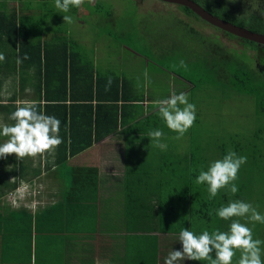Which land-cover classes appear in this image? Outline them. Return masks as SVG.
<instances>
[{
    "label": "crops",
    "instance_id": "0c3cea01",
    "mask_svg": "<svg viewBox=\"0 0 264 264\" xmlns=\"http://www.w3.org/2000/svg\"><path fill=\"white\" fill-rule=\"evenodd\" d=\"M9 4L0 0V7L22 14L15 8L17 3L11 6ZM154 50L158 52L159 48ZM168 50L160 52L162 55L171 54L172 49ZM4 57L0 63L11 68L12 59L6 55ZM137 57L142 58L143 63L135 71H130L131 64L127 60L118 72L99 71L94 61L83 57L85 62L91 63L93 76H104L100 82L99 94L106 98L113 97L118 85L120 92L114 104L117 105L119 124L114 132L102 140L91 143L81 153L69 157L63 163L65 170L60 169V165L51 166L50 169L47 167L52 164V159L58 153L57 149L38 155L36 164L34 157H30L32 163L27 165L29 167L26 171L35 169L39 176L32 180L27 178L24 182L42 179L38 188H31L32 195L36 196L34 200L37 208L21 204L17 210L21 213L13 214L16 211L9 207L15 204L17 207L21 201L16 200L13 204L9 200V194L14 192L12 190L7 193L5 200L8 207L2 203L3 209H0V240L2 239L7 248H22L15 257L22 254L25 245L33 264H96L97 260L101 264H164V259L171 250L181 249L182 246L177 243L179 235L174 231L177 219L166 223L159 222L160 217L146 218L144 212L151 211L153 207L167 212H178L180 207H184L182 211L185 210V203H180L181 197H178V186L173 185V182L179 180L180 166L192 164L193 158L199 161L204 159L206 140L196 141L193 133L196 130L192 126L182 137L177 138L178 134L171 131L160 116L156 101L168 98L173 91L177 94L191 92L195 89V83L180 73L176 66H170V63ZM145 70L147 77L144 75ZM3 78L1 101L7 100L14 92L19 93L20 85L19 75L14 77V82H9V76ZM28 85L29 83L25 91L27 97L22 100L17 95L16 106L32 102L30 100H33L34 94ZM78 95L76 94L77 97ZM94 96L93 94L92 97ZM92 105H95V101H92ZM86 109L76 108L75 115L79 120L87 117ZM102 110L100 108L98 118L104 124L108 113L104 112L103 115ZM103 124L100 131L104 129ZM152 130H162L164 135L161 142L167 145L166 149L155 146V142L148 135ZM77 133L84 134L81 130ZM13 160L11 158L8 163L9 172L4 174V180L8 179L9 182L21 180L17 177L19 173L14 172L16 163ZM77 168L92 170L90 180L88 178L77 181L79 185H85V188L80 186L79 191L77 188L69 189L70 181L65 178L66 175L70 178V169ZM6 169L8 168L5 167ZM184 169L186 172H183ZM181 170L182 179L192 178L189 168ZM0 176L2 177L1 174ZM18 185L19 192L22 185ZM15 195L17 199L18 194ZM128 211H136L140 214L139 219L129 218ZM154 213L158 216L160 212L153 211ZM128 224L131 227L153 224L167 232L128 233ZM26 228L31 231L30 235L22 236V229ZM9 264L13 262L10 261ZM177 264H190V261H179Z\"/></svg>",
    "mask_w": 264,
    "mask_h": 264
},
{
    "label": "rangeland",
    "instance_id": "374dc122",
    "mask_svg": "<svg viewBox=\"0 0 264 264\" xmlns=\"http://www.w3.org/2000/svg\"><path fill=\"white\" fill-rule=\"evenodd\" d=\"M3 1L9 2V6L17 3L18 6L15 8L22 14L33 16L35 22L41 19L45 37L52 36L56 31L65 33L77 43L76 51L84 59L94 61L99 71L118 72L127 60L129 61L127 63L131 64L130 71H135V68L143 63L142 58L137 56L148 57L151 61L154 58L153 61L176 66L180 73L198 85L188 92L189 102L196 107V119L192 125L196 130L193 132L194 139L206 140L207 147H213L211 162L221 159L224 156H221V153L227 154L229 149L239 156L247 157V162L241 166L238 174L242 175V167L251 168L254 179L251 178L252 185L248 197L244 196L243 199L242 195L241 199L237 200L251 203L257 211L264 213V165L259 163L258 169L253 161L259 153L264 154V139H258L259 130L264 131V117L260 114L255 99L232 90L229 80L220 73L223 72V75L229 79H232V76L242 79L247 73L259 75L261 80H257L256 84L262 81L260 84L264 87V74L257 72L254 61L248 56V54L252 56L251 50L244 51L239 41L235 39L233 41V38H223L218 29L201 19L198 18L205 25L194 21L192 17H187L180 12L177 5L172 6L173 4L158 0H84L81 7H71L67 13L57 9L54 0ZM253 2L240 1L247 3L248 8L249 3H252L251 9L257 11ZM74 9L76 11H73ZM246 13L240 9L237 15L242 16ZM64 15L71 16L73 22H64ZM195 30L198 32H193ZM213 45L221 50L222 55L225 53L232 59L227 61L224 57L217 56L219 54H214L211 51ZM155 48H159L158 52H155ZM168 49H172L171 54H161L160 50ZM235 60L242 61L246 66L243 67L238 62L234 63ZM6 122L0 117V123ZM28 160L32 162V159ZM34 160L36 164L37 156ZM30 161L25 162L29 164ZM50 166L51 164H48L47 167ZM60 166V169H66L65 165ZM0 174L2 175L0 180L3 181L4 173ZM65 178L70 181L67 175ZM3 183L0 192L5 191L9 185L5 181ZM29 183L33 184L32 187L38 188L42 179ZM163 192L165 195L166 191ZM6 197L7 195L1 198L0 204L3 203L8 207L5 203ZM34 199L36 198L33 195H28L18 203L17 207H15L17 204L10 200L15 205L9 208L16 211L15 215H19L17 210L20 209L21 204L33 209L37 208ZM237 219L247 223L253 231H257L256 239L264 241V224L249 222L247 218ZM28 228L22 229V236L30 235L31 231ZM177 243L181 246L179 242ZM212 255L215 258L214 252ZM239 256L240 252L237 251L232 264H237ZM262 259H264L263 255ZM7 260L5 264L11 261V259ZM194 262V264H210L209 261Z\"/></svg>",
    "mask_w": 264,
    "mask_h": 264
},
{
    "label": "trees",
    "instance_id": "16d2710c",
    "mask_svg": "<svg viewBox=\"0 0 264 264\" xmlns=\"http://www.w3.org/2000/svg\"><path fill=\"white\" fill-rule=\"evenodd\" d=\"M193 1L199 3L214 16L229 21L237 26H248L251 31L264 34V18L261 16L247 12L240 18H237L235 17V12L232 11L231 7H229V4L225 0ZM178 8L184 14H192L189 9L185 7L178 6ZM108 16L110 15L108 14ZM42 24L41 19L40 21L35 22L34 17L31 15L18 14L16 11H8L5 7H0V53L4 56H8L13 61V66L11 68L3 66L0 63V90L2 88V82L4 81L3 76H9L12 82H14V77L19 75L20 80L19 93L14 92L7 100H0V114L3 115V119L7 121L6 123L9 125L15 123L10 120L9 117L18 107L15 105L16 97H18L17 95H20L21 99L27 97L25 91L27 83H29L28 86L34 94L33 100H30L32 101L31 103H35L39 111H42L46 115L55 116L61 122L59 136L62 139V143L56 148V152L58 153L52 159L53 162L51 164V166H59L63 165V163L65 164L69 157H73L84 151L89 145H91V143L102 140L106 135L115 131L117 124L119 123L117 105L114 103L116 102V99H118L120 91L117 85L115 96L113 94V97L106 98L99 94L98 90L100 88V82L104 76H100L99 78L93 76L91 63L85 62L83 57L75 51L77 46L75 41L61 31H56L48 38L47 36L45 37L46 34L42 31ZM193 32L197 33L198 31L196 32L195 30ZM247 43L257 47L258 52L259 50L263 52V49L256 44L252 42ZM211 51L216 55L219 54L217 56L224 57L227 61H229L228 59H232L225 53L223 56L221 50L215 47V45L212 46ZM25 54L28 56V59H22ZM17 57H20L22 62H17ZM236 62L243 65V67L246 66L242 61L235 60L234 63ZM256 69L260 74H264V69ZM220 73L224 78L229 80L232 90L253 97L260 114L264 117V87L260 84L262 81L256 84L257 80L260 79V76L247 73L244 74L242 79H238L234 76H232V79H229L223 75V72ZM194 87L197 88L198 85L194 84ZM76 94H79L78 97ZM93 94L95 95L94 97H92ZM92 101H95L94 106L92 105ZM82 107L87 108V117H83L82 120H79V118L76 117L75 112L76 108ZM100 108H103L101 114L104 115V112H106V114L108 113V119L104 124V121L102 119L99 120L98 118L99 112H101ZM103 119L105 120L106 118ZM110 119H112V121H110ZM102 124L104 125V129L100 131L99 128H102ZM78 130H81L84 134H78ZM85 137H87V140H85ZM0 139V143H3L7 140V137L0 136ZM258 139H264L263 130H259ZM78 141L79 143H77ZM205 142L206 149L204 159L199 161L196 158H193L194 162L190 161L192 164H187L186 167L180 168V171H182L181 169L183 168H189L191 170L190 173L193 174L192 178L188 180L182 179L183 176L179 171L178 182H173V185L178 186V197H181L180 203H185V210L182 211L184 207H180L178 212H167L159 211L153 207L151 211L144 212L146 218L156 219L157 217H160L159 222L166 223L170 222L169 220L171 219H177V226H174V231H176L177 235H179L182 228L193 231L197 235L201 234L204 230L209 231L210 234L217 229L220 231H228L231 220L225 221L217 217L216 209L222 205H227L230 201L241 199L242 195L244 199V196L248 197L250 193L252 179H254V177H252L253 171L251 168L246 169L242 167V175L238 174V179L234 181L238 187V192L235 195L231 194L226 187L219 190L215 198L211 200L208 198V186L206 184L195 183L196 177L199 175L201 168L207 170L213 155V152H211L213 147H207L208 142ZM76 144H78V146H75ZM223 155H226V153L222 152L221 156ZM258 155L255 156V159L253 158V161L257 164V168L259 169V163L264 165V154L259 153ZM11 158H13V161L16 163L14 166V172L19 173L17 177L21 178V180L17 179L12 182L7 181L8 179L3 181L0 180V187L4 184V181L7 182L6 184H9L5 191L0 192V200L10 191H15L19 187L18 184L24 186L25 183H29V181L24 182L27 178L32 180L39 176L37 175L39 172L35 169L28 172L26 171L28 170L26 168L29 167L27 165H31L32 163L28 160L31 159L30 157L21 159L16 157L15 154L8 155L6 158H0V170L4 174L9 172L8 163L11 161ZM25 161H30L31 163L28 164ZM195 162H201V164H196ZM51 166L48 167V169H50ZM5 167L8 169L5 170ZM91 172L92 170L89 168L70 169L71 186L69 189L73 190L77 188L76 190L79 191L80 186L85 188V185L82 183L79 185V182L77 181H83L88 178L90 180V176L92 175ZM183 172H186V169H184ZM32 186L33 184L29 185L30 188H32ZM35 197L36 196H34V198ZM22 200L23 199L18 200V202ZM1 206L2 205H0V209H3ZM160 208L164 209L165 207ZM6 209L9 210L8 208ZM153 211L160 213L157 216V214H153ZM209 213H211V215ZM127 216H129V218L133 217L136 219L137 217V219H139L140 214L136 211L134 213L128 211ZM126 230L128 233L135 231L145 233L167 232L159 227H154L153 224H151V226L147 224L146 227H131L128 224ZM256 234L257 231L254 230L253 236L255 239ZM0 245V251L2 252L0 256V264H5L7 259L12 258L13 260L11 261L13 264H33L30 259L31 254L29 252L27 253L25 245L24 251L19 257L15 256H18L17 251L22 250V248H7V246L3 244L2 239L0 240ZM262 248H264V245H262ZM262 255L264 258V254ZM194 263V261H190V264Z\"/></svg>",
    "mask_w": 264,
    "mask_h": 264
},
{
    "label": "clouds",
    "instance_id": "9594fccd",
    "mask_svg": "<svg viewBox=\"0 0 264 264\" xmlns=\"http://www.w3.org/2000/svg\"><path fill=\"white\" fill-rule=\"evenodd\" d=\"M54 2L57 9L67 13L71 7H80L84 0H54ZM63 21L73 22L72 17L68 15L63 16ZM4 59V55L0 53V61ZM22 59H28V56L25 54ZM22 59L17 57V62H22ZM144 75L147 77V70ZM156 105L166 126L178 134L177 138L182 137L196 119V107L189 102L187 92L177 94L173 91L168 98L156 101ZM9 119L15 123L11 125L0 123V136L7 137L5 142L0 143V158H6L11 154L21 159L36 157L54 152L62 143L59 136L60 120L39 111L35 103H24L18 106ZM148 135L153 139L156 147L162 150L167 148V145L161 142L164 135L162 130H152ZM246 162V156H239L229 149L222 159L210 162L206 171L201 168L195 183L208 186L210 200L217 196L219 190L226 187L231 194L235 195L238 187L234 181L238 179L239 170ZM10 194H13L14 198L15 194H18L16 201L32 195V192L28 184H25L21 186L19 192L17 188ZM216 215L222 220H231L228 231L217 229L210 234L209 231L204 230L197 235L193 231L182 228L178 237L182 247L180 250H171L164 259V264H177L185 260L232 264L237 251L240 252L237 264H264L262 259L264 241L254 238L253 230L247 223H242L240 219H232L247 218L249 222L264 224V214L257 211L251 203L234 200L216 209ZM213 252L215 258H213ZM96 264L101 262L97 260Z\"/></svg>",
    "mask_w": 264,
    "mask_h": 264
},
{
    "label": "water",
    "instance_id": "95a60500",
    "mask_svg": "<svg viewBox=\"0 0 264 264\" xmlns=\"http://www.w3.org/2000/svg\"><path fill=\"white\" fill-rule=\"evenodd\" d=\"M158 1L185 7L187 9H189V11L191 13L198 16V18H200L202 21H204L208 25L215 27L219 31H222L221 33L223 35L222 36L223 38H226V37L228 38L231 35V36H233V41H234V37L241 39V40H247V41L252 42V43L256 44L257 46L261 47L264 51V35L249 31L246 28L236 26L235 24H232L226 20L220 19V18L212 15L211 13H209L201 5H199L198 3H195L192 0H158ZM184 15H186V14H184ZM229 38H232V37H229ZM241 47H243V46H241ZM259 52H261V51L259 50ZM259 52L253 51L251 58H253L254 55L258 54ZM262 59L264 60V54L262 56ZM254 63L257 67V61H255ZM257 68H260V70L264 69L260 66H258Z\"/></svg>",
    "mask_w": 264,
    "mask_h": 264
},
{
    "label": "flooded vegetation",
    "instance_id": "af4514ba",
    "mask_svg": "<svg viewBox=\"0 0 264 264\" xmlns=\"http://www.w3.org/2000/svg\"><path fill=\"white\" fill-rule=\"evenodd\" d=\"M225 1L229 4V7H231L232 11L235 12V17H237V18H240L241 17V16H239V15L236 14V13L240 12V9L243 10V13L244 12H250V13H254V14H256V15L261 16L262 18H264V15H261V13H260V12H262L264 14V0H252V1H254L253 3L255 4V6L257 8L256 9L257 11H254V10L251 9L252 8V3H249V8L247 7V5H248L247 3H240V1H243V0H225ZM195 3H197V2H195ZM172 6H175V5L173 4ZM186 15L189 16V17H192L194 19V21L200 22L198 20V16H196L195 14L192 13V14H186ZM201 24H203V23H201ZM203 25H205V24H203ZM239 27L246 28L249 31H251L248 28V26H239ZM220 32H222V31H220ZM255 33H257V32H255ZM258 34H261V33H258ZM262 35H264V34H262ZM229 37H231V36H229ZM234 39L237 40V41H239L240 45L244 47V51H246V49H249V50H251L250 52H253V51H256L257 52V47L248 44L247 42H249V41H247V40H241V39H238L236 37H234ZM241 53H245V52H241ZM263 54H264V51L263 52H259L258 54H255L253 58H251V56L249 54H248V56L254 62L257 61V67L260 66V67L264 68V60L262 59Z\"/></svg>",
    "mask_w": 264,
    "mask_h": 264
},
{
    "label": "built area",
    "instance_id": "2783aa9c",
    "mask_svg": "<svg viewBox=\"0 0 264 264\" xmlns=\"http://www.w3.org/2000/svg\"><path fill=\"white\" fill-rule=\"evenodd\" d=\"M9 198H11L10 200H12V202H15V199H14V195L13 194H9Z\"/></svg>",
    "mask_w": 264,
    "mask_h": 264
}]
</instances>
